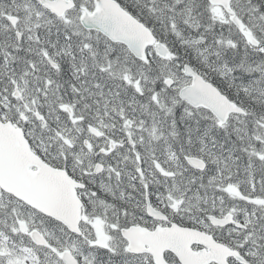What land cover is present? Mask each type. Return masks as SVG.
Segmentation results:
<instances>
[{
    "label": "snow or ice",
    "instance_id": "snow-or-ice-1",
    "mask_svg": "<svg viewBox=\"0 0 264 264\" xmlns=\"http://www.w3.org/2000/svg\"><path fill=\"white\" fill-rule=\"evenodd\" d=\"M0 264H264V0H0Z\"/></svg>",
    "mask_w": 264,
    "mask_h": 264
}]
</instances>
